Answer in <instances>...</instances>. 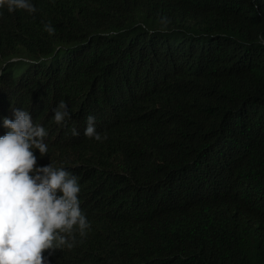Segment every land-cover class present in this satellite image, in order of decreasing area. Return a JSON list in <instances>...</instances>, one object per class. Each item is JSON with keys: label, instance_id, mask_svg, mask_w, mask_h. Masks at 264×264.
Segmentation results:
<instances>
[{"label": "trees", "instance_id": "16d2710c", "mask_svg": "<svg viewBox=\"0 0 264 264\" xmlns=\"http://www.w3.org/2000/svg\"><path fill=\"white\" fill-rule=\"evenodd\" d=\"M31 3L0 8V136L28 111L90 224L48 264H264V0Z\"/></svg>", "mask_w": 264, "mask_h": 264}, {"label": "clouds", "instance_id": "9594fccd", "mask_svg": "<svg viewBox=\"0 0 264 264\" xmlns=\"http://www.w3.org/2000/svg\"><path fill=\"white\" fill-rule=\"evenodd\" d=\"M30 14L37 11L31 0H0V8ZM50 35L55 29L45 24ZM264 44V36L257 38ZM14 119L5 118L6 134L0 136V264H48L44 253L74 246L75 233L85 236L90 224L79 202L78 178L52 163L37 167L33 149L48 153L45 128L34 124L31 114L13 108ZM71 113L64 101L54 110L57 124ZM72 134L79 132L73 128ZM84 135L96 141L107 139L96 129V118L86 117ZM60 193V195H58Z\"/></svg>", "mask_w": 264, "mask_h": 264}]
</instances>
